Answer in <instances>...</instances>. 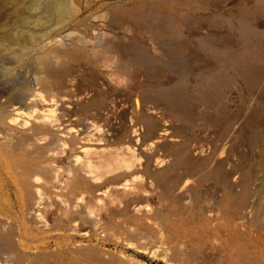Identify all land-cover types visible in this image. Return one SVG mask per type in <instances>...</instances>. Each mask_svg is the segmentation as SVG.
Returning a JSON list of instances; mask_svg holds the SVG:
<instances>
[{"label":"rangeland","instance_id":"obj_1","mask_svg":"<svg viewBox=\"0 0 264 264\" xmlns=\"http://www.w3.org/2000/svg\"><path fill=\"white\" fill-rule=\"evenodd\" d=\"M36 1L0 0L8 264H264V0Z\"/></svg>","mask_w":264,"mask_h":264},{"label":"bare ground","instance_id":"obj_2","mask_svg":"<svg viewBox=\"0 0 264 264\" xmlns=\"http://www.w3.org/2000/svg\"><path fill=\"white\" fill-rule=\"evenodd\" d=\"M32 4L33 6H35V9L37 11V21L38 23L40 24H46L48 22H50V16H49V13H50V8H52L54 10V8L56 9V11H54L56 13V15L60 12L58 7L56 6L55 7V4L51 3H41L40 1H36V0H32ZM58 10V11H57ZM61 14V13H60ZM135 105H138L137 102ZM138 108V107H137ZM136 108V109H137ZM139 110V109H138ZM1 124V123H0ZM2 127V126H0ZM6 127V125L4 126ZM3 127V128H4ZM7 129V128H5ZM156 129V128H155ZM157 130V129H156ZM163 130V129H162ZM1 131V130H0ZM9 131V130H8ZM167 131V130H166ZM2 132V131H1ZM4 132V131H3ZM155 132V131H154ZM165 132V131H164ZM5 133V132H4ZM8 133V132H7ZM2 135V134H1ZM5 135V134H4ZM2 138V136H1ZM5 138H3L4 140ZM1 140V139H0ZM6 140V139H5ZM1 146V145H0ZM3 147H5V145H3ZM165 148V147H164ZM155 155V154H154ZM4 156V155H3ZM153 156V155H152ZM17 159L19 161H21L20 163L23 164L24 166V163L23 161L20 159V158H15V161H17ZM26 166V165H25ZM3 168V167H2ZM25 168V167H24ZM30 171H27L24 175H26L27 173H29ZM124 178V177H123ZM6 179L7 178H4L2 179L0 177V214H3L1 213L2 211V205H3V199L5 200L6 197H8V190L6 188ZM16 176L14 178V181L16 182ZM35 180V179H34ZM10 181V180H9ZM18 181V180H17ZM38 182V181H37ZM13 183V182H12ZM10 185V184H9ZM14 185V184H13ZM111 186V184L109 185V187ZM118 187V185H115ZM101 188H104V187H101ZM103 190V189H101ZM100 191V190H99ZM89 193V192H88ZM25 197V195L23 196ZM28 197V196H27ZM26 197V198H27ZM28 199V198H27ZM8 207V206H7ZM10 210V209H9ZM13 213V212H12ZM16 214V213H15ZM17 215V214H16ZM15 215V217H16ZM39 215H40V212H39ZM4 216V214H3ZM10 216V215H9ZM14 217V215H13ZM9 219V218H8ZM14 225V224H13ZM41 226V225H40ZM25 229V228H24ZM13 229L11 227H9L7 224H6V221L0 217V264H8L9 263V260H8V256L10 254V252L13 251L14 249V244H13ZM18 237V236H17ZM12 257H13V254H12ZM10 257V258H12ZM18 259V258H17ZM14 264V263H13ZM32 264V263H31Z\"/></svg>","mask_w":264,"mask_h":264},{"label":"trees","instance_id":"obj_3","mask_svg":"<svg viewBox=\"0 0 264 264\" xmlns=\"http://www.w3.org/2000/svg\"><path fill=\"white\" fill-rule=\"evenodd\" d=\"M153 264H157V263H153Z\"/></svg>","mask_w":264,"mask_h":264}]
</instances>
